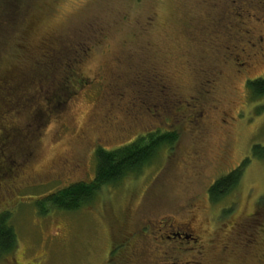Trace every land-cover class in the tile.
Returning <instances> with one entry per match:
<instances>
[{
    "label": "rangeland",
    "instance_id": "1",
    "mask_svg": "<svg viewBox=\"0 0 264 264\" xmlns=\"http://www.w3.org/2000/svg\"><path fill=\"white\" fill-rule=\"evenodd\" d=\"M140 75L163 80L171 107ZM257 78L264 0H0V214L16 235L0 264H158L167 250L180 264H264ZM155 131L177 141L140 173L76 211L36 206L92 181L97 147ZM246 159L239 185L210 202L208 188ZM170 226L195 240L167 239Z\"/></svg>",
    "mask_w": 264,
    "mask_h": 264
},
{
    "label": "trees",
    "instance_id": "2",
    "mask_svg": "<svg viewBox=\"0 0 264 264\" xmlns=\"http://www.w3.org/2000/svg\"><path fill=\"white\" fill-rule=\"evenodd\" d=\"M34 20H31L32 25L28 27L29 31L32 30L37 23V21ZM81 43L77 42L76 45L80 46ZM49 48L50 47L46 45V47L42 51L55 53V51H50L51 49ZM230 51L231 53L235 52L234 47L230 49ZM46 54L48 55V53ZM39 60L41 61V63L43 62V60H45V57L42 53L39 55ZM73 60L75 61L76 58H74ZM72 64V59L66 64V66L63 62L66 71L70 69V66ZM72 76H74V72L71 70V73L67 77L65 86H67V84L70 85L73 83V80L71 78ZM138 82L137 86L140 88V90H142L144 86L149 90H153L154 87L158 86V92L154 94L153 99L155 102L159 100L163 101L165 105L168 104V106H166L167 109L172 104L171 103L169 105L168 103L170 102L167 99L169 96L164 95L163 97L162 95H158L160 93H163V89H165L163 80L158 81L159 83L157 82L156 85H152V81L150 79L147 80L146 78H141L140 75ZM247 88L250 91L251 97H263L264 78H257L248 81ZM57 95L58 94H54L51 98V100L53 99L52 102H55L56 104L58 103L56 105V108L59 104L64 103L63 101L60 102V99L57 98ZM144 103L147 107L149 100L146 93H141L139 95V98L137 99L136 107L142 108V104ZM158 107V105L154 106V115L155 108ZM176 141L177 135L174 132L163 133L155 131L146 133L142 136L134 137L129 142H126L114 148H104L99 146L94 151L96 166L92 181H89V183H76L59 189L45 196L40 201L36 202V206H39L42 212L45 211L46 213H48L51 209H58L64 212H72L85 205H89L90 200L96 195V193L100 191L103 186L117 185L129 175H136L140 173L144 167H146L153 161V159L157 156L159 151L162 150V148L165 147L170 150L172 144H174ZM251 157L252 159L264 163V146H254L251 150ZM248 162V159L244 160L239 167L214 181V183L207 190V195L210 202L219 201L222 197L234 190L239 185L242 177V171L248 164ZM7 220L8 217L6 213L0 214V256L11 254V252H13V250L16 248V235L12 227L7 224ZM124 246H126L125 243H123L122 245H117V249L114 250L111 248V251L113 253H117L119 251L121 252L124 250ZM171 257L172 258L169 259V264H180L179 261L173 259L174 257L172 255ZM161 262L162 260L159 259L158 264Z\"/></svg>",
    "mask_w": 264,
    "mask_h": 264
},
{
    "label": "flooded vegetation",
    "instance_id": "3",
    "mask_svg": "<svg viewBox=\"0 0 264 264\" xmlns=\"http://www.w3.org/2000/svg\"><path fill=\"white\" fill-rule=\"evenodd\" d=\"M235 8H237V6ZM166 231H168V230H166ZM173 231H174V228L172 226H170L169 232L172 235V237L171 236L167 237V239H174V240H178V241H181V240L185 241V240H190V239L192 240L193 239V238H190L189 235H186L185 233L178 231V229H177V231H174V232ZM158 233L160 235V231H158ZM194 240L195 239H193V241ZM171 258H172L171 257V251L167 250L165 252L164 257L161 254L159 255V259L162 260V262L159 264H169V259H171ZM170 264H172V263H170Z\"/></svg>",
    "mask_w": 264,
    "mask_h": 264
}]
</instances>
